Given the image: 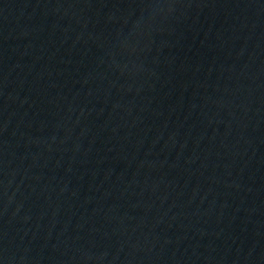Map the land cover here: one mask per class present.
Returning <instances> with one entry per match:
<instances>
[{
    "label": "water",
    "instance_id": "95a60500",
    "mask_svg": "<svg viewBox=\"0 0 264 264\" xmlns=\"http://www.w3.org/2000/svg\"><path fill=\"white\" fill-rule=\"evenodd\" d=\"M264 73V0H175Z\"/></svg>",
    "mask_w": 264,
    "mask_h": 264
}]
</instances>
